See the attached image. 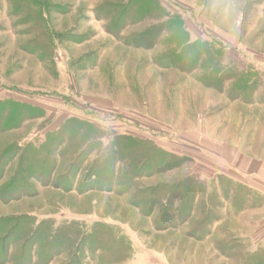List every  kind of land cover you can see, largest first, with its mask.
I'll use <instances>...</instances> for the list:
<instances>
[{
	"label": "rangeland",
	"instance_id": "1",
	"mask_svg": "<svg viewBox=\"0 0 264 264\" xmlns=\"http://www.w3.org/2000/svg\"><path fill=\"white\" fill-rule=\"evenodd\" d=\"M235 99L264 0H0V264H264V196L174 144Z\"/></svg>",
	"mask_w": 264,
	"mask_h": 264
},
{
	"label": "crops",
	"instance_id": "2",
	"mask_svg": "<svg viewBox=\"0 0 264 264\" xmlns=\"http://www.w3.org/2000/svg\"><path fill=\"white\" fill-rule=\"evenodd\" d=\"M204 107L209 113H205L203 119L199 116L196 124L185 132L197 135L195 141H174V144L179 148L186 147L203 153L201 157L204 162L212 164L210 168L207 167L209 173L204 171L206 179H211L213 175H224L238 185L264 196V113L255 108V104H244L236 99L228 101L217 115H212L207 105ZM58 193L52 199L60 200L63 215H73L77 221H80L81 197L93 199L89 202L92 208L98 203L93 192L84 195ZM39 196L41 192L35 198ZM263 209L264 205L260 210Z\"/></svg>",
	"mask_w": 264,
	"mask_h": 264
},
{
	"label": "trees",
	"instance_id": "3",
	"mask_svg": "<svg viewBox=\"0 0 264 264\" xmlns=\"http://www.w3.org/2000/svg\"><path fill=\"white\" fill-rule=\"evenodd\" d=\"M2 117V114H0V118Z\"/></svg>",
	"mask_w": 264,
	"mask_h": 264
}]
</instances>
